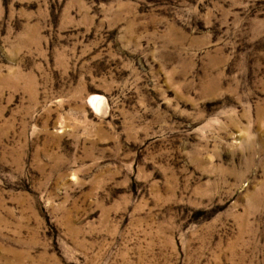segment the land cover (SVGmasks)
<instances>
[{
  "label": "rangeland",
  "instance_id": "rangeland-1",
  "mask_svg": "<svg viewBox=\"0 0 264 264\" xmlns=\"http://www.w3.org/2000/svg\"><path fill=\"white\" fill-rule=\"evenodd\" d=\"M0 264H264V0H0Z\"/></svg>",
  "mask_w": 264,
  "mask_h": 264
}]
</instances>
